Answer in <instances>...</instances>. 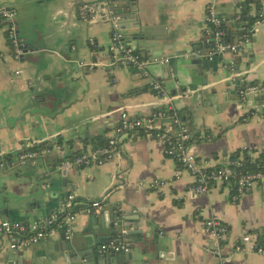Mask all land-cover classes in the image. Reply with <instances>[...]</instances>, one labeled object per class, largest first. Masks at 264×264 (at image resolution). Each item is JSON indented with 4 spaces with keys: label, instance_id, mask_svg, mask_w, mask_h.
I'll return each instance as SVG.
<instances>
[{
    "label": "crops",
    "instance_id": "obj_1",
    "mask_svg": "<svg viewBox=\"0 0 264 264\" xmlns=\"http://www.w3.org/2000/svg\"><path fill=\"white\" fill-rule=\"evenodd\" d=\"M125 1L116 0L114 9ZM96 2L0 0V9L17 11V33L31 48L16 61L6 31L0 29V150L9 158L32 147L52 150L41 158L38 173L27 171L10 176L0 171V193L11 199L9 214L3 213L0 222L30 225L63 211L69 190L73 189L79 202L75 206L77 232L83 230L86 219L84 202L104 201L106 206L121 207L123 218L134 219H125L124 230L139 226L144 234L151 232L150 241L160 242L154 252H147L149 259H159L161 253L164 264H264L263 256L236 250L246 234L264 244V176L261 184L237 203L231 201L232 190L227 185L214 186L205 195H194L189 192L193 176L166 154L161 142L145 132L126 139L121 153L103 165L91 163L71 170L68 186H63L64 180L59 177L58 195L43 198L48 191L54 192L52 183L42 179L46 166H59L56 160L60 153L63 157L70 152L89 153L99 143L106 144L115 136L125 112L131 117L153 119L159 111L168 113L172 108L191 134L190 151L208 168L218 167L226 158H245L246 154L255 163L264 152V21L255 27L254 34L243 39L228 36L227 43L240 45L242 56L237 60L236 54L227 53L210 62V68L205 65L202 72L207 76V86L183 57L192 54L195 47L202 49L194 44L210 28L211 3L217 16L230 27L231 18L244 11L246 16L256 18L264 9V0H134L144 21L159 33L173 36L171 41L156 42L153 47L152 43L135 41L127 26L121 28L126 43L142 50L148 58H173L166 66L149 69L151 77L168 91L164 98L153 92L150 80L134 68L110 72L107 64L111 24L84 22L79 12L81 4ZM92 38L98 48L90 44ZM38 48L40 56H35L32 51ZM236 61L239 71L233 64ZM91 63L100 66L90 69ZM241 80L250 88L256 84L262 89L256 99L259 104L241 106L233 91L227 102L213 103L216 90L225 92L227 86ZM201 92L204 99L200 98ZM155 123L164 130L179 129V125H172L170 115L156 118ZM59 141L60 152L53 148ZM156 180L163 183L159 191L150 187ZM45 187H49L46 193ZM18 208L22 211L17 212ZM210 218L221 219L229 228L221 258L206 252L211 238L205 221ZM59 239L60 235L55 241ZM5 243L8 247V241ZM44 244L27 249L26 258L47 264L43 261ZM133 248L141 258V249Z\"/></svg>",
    "mask_w": 264,
    "mask_h": 264
},
{
    "label": "built area",
    "instance_id": "obj_2",
    "mask_svg": "<svg viewBox=\"0 0 264 264\" xmlns=\"http://www.w3.org/2000/svg\"><path fill=\"white\" fill-rule=\"evenodd\" d=\"M116 0H97L94 4H81L79 12L81 19L84 22L96 23L104 21L111 24L110 30L111 43L108 49L109 62L107 67L110 72L118 68H134L141 73L145 78L150 80V88L153 92L161 98L168 96V91L163 87L162 83L151 77L149 69L152 66H166L173 58L171 57H144L142 52L130 47L126 43L124 33L121 31L119 19L114 14V6ZM261 1V0H258ZM3 11L4 21L13 27L9 30L8 39L13 51V57L19 61L27 53L24 49L25 42L19 37L17 33L16 16L17 11L14 8L0 9ZM208 22L210 26L215 27V30L209 28L205 31L206 35L213 36L216 41L213 49L209 50L204 57L213 61L215 58L225 55L229 50L232 53L241 51L240 45L224 44L222 40L225 36L221 29L224 25V20L220 19L215 12V5L211 3L208 7ZM264 21V9L261 10L255 20V27L262 24ZM10 23V24H9ZM90 44L94 48H98L95 39L90 40ZM81 67L83 63L79 64ZM100 65L91 63L90 69L98 68ZM20 72H16L19 75ZM115 81V80H113ZM258 87L251 88V90L258 94L262 89ZM167 113L162 110L154 115L153 119L133 118L127 112L121 115L120 121L115 129V136L110 139L105 145L96 147L91 152H86L77 157L73 161H65L61 164V168L82 167L86 164L103 165L107 160L119 155L123 150V142L128 138H134L140 132H145L150 137L164 145L166 154L188 171L194 178L193 183L189 186V192L201 196L208 194L210 189L217 185H227L232 190L231 201L237 203L240 198L246 196L254 190L255 186L261 181L264 176V163L261 170L255 172H245V158H226L221 165L215 168H208L206 164L199 159V157L190 151V143L192 140L191 134L187 127L179 124V129L172 128L171 131L164 130L155 123L156 118L165 119L172 117L173 110ZM170 117V118H171ZM173 118V117H172ZM171 118V119H172ZM54 150L62 151V146L56 144L53 146ZM52 152L50 147L41 150H30L24 152L20 156L22 164H26L27 160L47 156ZM3 153L0 150V166H4ZM163 185L162 182L156 180L151 184V188L159 191ZM85 203L87 209L99 210L102 201H93ZM82 202V205L84 204ZM79 204L77 198L73 194H69L66 198V208L63 211H58L45 219L34 222L30 225L23 224L18 221H5L1 224L2 236L8 241L9 247L13 250L19 248H27L40 244L41 242L54 240L60 234H64L66 238L71 239L74 235V224L77 221V213L75 206ZM206 232L217 242L223 243L228 239L229 228L218 218H210L205 221ZM104 250L115 253H129L131 248L123 240L119 243L111 242L103 246ZM239 252L256 253L264 257V244L252 238L250 234L243 235L240 243L236 246Z\"/></svg>",
    "mask_w": 264,
    "mask_h": 264
},
{
    "label": "water",
    "instance_id": "obj_3",
    "mask_svg": "<svg viewBox=\"0 0 264 264\" xmlns=\"http://www.w3.org/2000/svg\"><path fill=\"white\" fill-rule=\"evenodd\" d=\"M247 12V11H246ZM114 14L119 19V25L124 30L127 26V29L131 31L130 36L137 41L152 43L153 47H155L156 42H165L171 41L173 39L172 35H167V33L161 34L159 33V29L153 27L149 24L148 21H144L139 15V9L137 8L134 0H126L122 3V6L114 9ZM255 18H250V16H246L245 11L240 13L238 16H233L231 18V26L227 28L226 33L228 36L233 35L234 37H247L250 34L255 33ZM10 24V23H9ZM226 24V21H224ZM227 25V24H226ZM205 36V32L203 33L202 38ZM209 36V35H207ZM211 38V45L206 46L205 48L195 47L193 48L192 54H186L183 57L191 62L192 69L197 70V73L203 80V86H207L208 79L207 76L203 75L202 68L207 65L210 68V59L203 56L205 51H209L213 49L216 41L213 36H209ZM222 43L227 44V40L223 38ZM205 49V50H204ZM35 53V56H40V49H35L32 51ZM145 58H148V55L142 52ZM227 53H232L229 50ZM226 53V54H227ZM236 54L237 60L242 56L241 51ZM241 55V56H240ZM245 57V55H243ZM236 66L237 70H240V66H238V61L233 63ZM213 74V70L209 71ZM191 82H194V78L191 79ZM241 83L235 82L233 86L229 85L226 88L225 92H216L213 94V103L219 102L220 100L227 102L230 99L229 93L231 91L234 92V99L241 106L243 105H253L259 104L256 101L259 94L254 93L250 84L244 82V80L240 81ZM260 90V89H259ZM184 96H187L186 89H183ZM200 98L204 99V94L200 93ZM214 105V104H213ZM169 112H171L169 110ZM168 112V113H169ZM171 117V116H170ZM173 117V118H172ZM172 124H176L175 121H178L181 124L180 116L173 110L172 113ZM135 118V117H133ZM140 134L138 133L137 136ZM26 152V151H24ZM19 153L13 156L10 159L5 157L4 166L1 167V172L7 173L10 176L21 175V173H26L27 171H34L38 173L39 166L42 165L41 156L36 159L27 160L26 164H22L20 160V156L24 153ZM66 159L60 153V158H57L56 162H59L60 165L57 166L56 163H52L46 166V172L42 179L47 182H51L54 192H49L48 188H43V191L47 194L43 195L48 199H54L56 195H58L59 188L57 187V180L59 177L63 178L64 183L63 186H68V181L71 177V170H78L80 167H70V168H61V164L65 162ZM39 180V178H37ZM261 182H259V185ZM72 190H69V194H73ZM11 204V199L7 196H3L0 193V220L3 219V213L9 214V206ZM20 208L17 209V212H21ZM85 223L83 230L81 232L76 231V223L74 226V235L71 239L66 238L64 234H60V239L55 241L49 240L45 241L44 248L46 251V259L47 264H164L161 260V253L159 259H149L147 256V252H154L156 248L160 246V242L153 239L150 241L151 232L144 231L139 228V226H132L130 230H124L125 225L124 221L126 218L122 216L121 207L105 205L104 201H102L101 208L99 210L95 209H87L84 213ZM126 220H134V219H126ZM1 223L0 222V264H39L38 260L27 259L25 253L27 248H19L13 250L9 247H6L5 241H7L1 234ZM158 231V230H157ZM210 236V235H209ZM211 240L207 244L208 250L206 252L213 257L221 258V251L223 250V244L217 243L211 236ZM123 239L131 248L129 253H115L112 251H107L103 249V246L108 245L111 242L119 243ZM160 239H163L160 237ZM37 246V245H36ZM137 246L142 251V257L138 258L136 256V249L133 248ZM37 248L34 247V250Z\"/></svg>",
    "mask_w": 264,
    "mask_h": 264
},
{
    "label": "trees",
    "instance_id": "obj_4",
    "mask_svg": "<svg viewBox=\"0 0 264 264\" xmlns=\"http://www.w3.org/2000/svg\"><path fill=\"white\" fill-rule=\"evenodd\" d=\"M255 19H256V18H255ZM254 21H255V20H254ZM12 27H13L12 25H8V24L4 21L3 11L0 10V29H2V28L5 29L7 37H8L9 30H10ZM210 28H211L212 30H215V29H216V28L213 27V26H210ZM227 28H228V26H227L226 24H224V25L222 26V28H221V29L224 31V33H225L224 39H226V40H227V38H228V33H226ZM17 31H18V27H17ZM211 41H212L211 38L205 34V36L201 39V41H200L198 44H194V45H195V46L199 45V46H202V48H205L206 46L212 44ZM24 49H26V50H30L31 48H30L27 44H25V45H24ZM139 52H143V51H142V50H139ZM145 59H146V58H145ZM252 87H253V86H252ZM254 87H258V86L255 84ZM58 144H61V145H62V141H59ZM68 144H71V142L68 143ZM101 144H104V143H99V146H103V145H101ZM104 145H105V144H104ZM99 146H98V147H99ZM68 148H69V147H68ZM38 149H39V147H32V148H31V150H35V151L38 150ZM70 149H71V148H69V150H70ZM63 151H66L65 147L63 148ZM81 154H82V151H78L77 153H71V152H70V153L65 154L64 159H66V161H73V160H75L77 157H79ZM234 156H236V155H234ZM232 158H237V157H232ZM7 159H10V158L7 157ZM262 162H264V152L261 154L260 158H259L258 160L255 161V163H251V161H250L248 155L246 154V155H245V166H244V171H245V172H255V171H259V170L262 169L261 166H260V165L262 164Z\"/></svg>",
    "mask_w": 264,
    "mask_h": 264
},
{
    "label": "flooded vegetation",
    "instance_id": "obj_5",
    "mask_svg": "<svg viewBox=\"0 0 264 264\" xmlns=\"http://www.w3.org/2000/svg\"><path fill=\"white\" fill-rule=\"evenodd\" d=\"M2 224V223H1ZM2 234V233H1Z\"/></svg>",
    "mask_w": 264,
    "mask_h": 264
}]
</instances>
